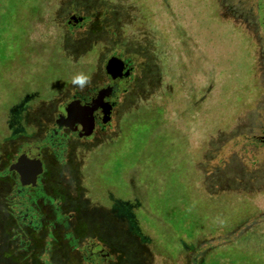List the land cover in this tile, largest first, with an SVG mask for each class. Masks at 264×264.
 <instances>
[{
    "label": "rangeland",
    "instance_id": "obj_1",
    "mask_svg": "<svg viewBox=\"0 0 264 264\" xmlns=\"http://www.w3.org/2000/svg\"><path fill=\"white\" fill-rule=\"evenodd\" d=\"M262 4L0 0V168L81 91L73 74L132 68L103 131L44 152L38 229L6 223L0 191V260L78 264L94 240L111 264H264V154L246 143L264 129Z\"/></svg>",
    "mask_w": 264,
    "mask_h": 264
},
{
    "label": "flooded vegetation",
    "instance_id": "obj_2",
    "mask_svg": "<svg viewBox=\"0 0 264 264\" xmlns=\"http://www.w3.org/2000/svg\"><path fill=\"white\" fill-rule=\"evenodd\" d=\"M261 8L264 14V0ZM76 17L77 16L68 18L66 20L67 25H72V27H78L75 23L82 22L83 17H78L80 19H76ZM116 58H118L124 64V67L121 70V74H123L125 71H128L126 78L117 77L112 80L110 76L107 75L105 72V63L108 60L107 59L103 65V75L100 82L98 84H91L80 92L72 91V93L68 96L67 100L61 104L60 112L56 111L49 124L43 126V124L40 125L35 123L37 125L35 136L39 137V142L24 145L18 150L17 153H15L14 157L9 158L5 162L4 168H0V191L5 189L8 192L4 198L7 207L6 212L4 213L5 221L7 220L13 222L19 220L20 225L23 226L24 229H38V217L32 209V206L34 204V198L40 196L41 201H43V205L45 207L49 203L47 197H42V184L46 175V170L44 168V152L49 151L51 152L50 155H58L54 152L55 150H57L60 152L59 154H61L62 152L66 151L65 149L68 147L69 144L88 140L92 136H94L97 131L100 132L105 129V127L108 125V120L111 117V113L115 108L116 95L118 92L122 93L125 91L120 87L126 80H128L132 70L129 61L121 59L119 57ZM104 89L109 90H106V92H104L103 94L102 92H100V90ZM98 99L99 106H97L96 109L93 110L91 113L87 111L88 114L86 115V118L91 117L92 119V128L88 135H83L80 130L82 125H80L79 123L73 124L71 126V129L67 126H57L56 121L60 117H65L64 108L67 103L78 102L77 105L79 108H87L89 110L91 107L90 103L93 100ZM107 105H109L108 108H106ZM262 138H264V129L259 133L249 137V140L246 142L249 146V149L253 151H260L264 154V140H261ZM27 148H30V151L26 155V157L28 158L32 157L35 151L37 152L39 161L41 163V172L35 178L27 180L25 179L22 181L19 179V173L16 171V169H11L10 167L12 164L18 161L22 150ZM0 162V167H2V161ZM16 207H21V209L16 211ZM52 214L56 222L63 220L60 217L57 208L53 209ZM71 215L72 214H69V216ZM10 222H8V225L10 224ZM11 237L13 238L14 236L11 235ZM0 251L2 252L3 250ZM72 251L77 254L78 264H111L112 262V253L108 251L105 246L94 240L88 241V243L84 245L83 249L77 250L73 248ZM130 253L123 252V260L121 261L122 264H141L140 257H138V255H130ZM12 254L15 255L13 251ZM11 259L12 258L7 259L4 257V259L0 260V264H17L15 262H11ZM18 263L21 264V261L19 260ZM23 263H25V261H23ZM75 264H77V261L75 262Z\"/></svg>",
    "mask_w": 264,
    "mask_h": 264
},
{
    "label": "water",
    "instance_id": "obj_3",
    "mask_svg": "<svg viewBox=\"0 0 264 264\" xmlns=\"http://www.w3.org/2000/svg\"><path fill=\"white\" fill-rule=\"evenodd\" d=\"M76 19H80L76 17ZM124 64L122 61H120L116 57H110L106 63H105V72L107 75L110 76L112 80H114L117 77H123L126 78L128 71H125L123 74H121V70L123 69ZM108 91L109 89L100 90L104 94V92ZM102 96V95H100ZM98 100H93L90 105V109L87 108H79L78 102H69L64 108L65 111V117H60L56 124L57 126H67L71 129V126L75 123H79L81 126L80 130L83 133V135H88L92 128V119L91 117L86 118V115L91 113L93 110L96 109L97 106H99ZM109 105H107L106 108H108ZM261 140H264L262 138ZM35 150V148H34ZM30 151V148L22 150L19 159L16 163L11 165V169H16V171L19 173V179L20 180H27L35 178L40 172H41V163L39 161V157L37 152L33 154L32 157L28 158L26 157L27 153Z\"/></svg>",
    "mask_w": 264,
    "mask_h": 264
},
{
    "label": "clouds",
    "instance_id": "obj_4",
    "mask_svg": "<svg viewBox=\"0 0 264 264\" xmlns=\"http://www.w3.org/2000/svg\"><path fill=\"white\" fill-rule=\"evenodd\" d=\"M91 76L84 72H77L71 76L70 83L79 90L83 91L91 84Z\"/></svg>",
    "mask_w": 264,
    "mask_h": 264
},
{
    "label": "trees",
    "instance_id": "obj_5",
    "mask_svg": "<svg viewBox=\"0 0 264 264\" xmlns=\"http://www.w3.org/2000/svg\"><path fill=\"white\" fill-rule=\"evenodd\" d=\"M177 243V242H176ZM177 246H179V243H178V245ZM180 248V247H179Z\"/></svg>",
    "mask_w": 264,
    "mask_h": 264
}]
</instances>
